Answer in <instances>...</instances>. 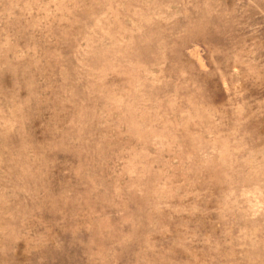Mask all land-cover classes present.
<instances>
[{
    "label": "rangeland",
    "instance_id": "374dc122",
    "mask_svg": "<svg viewBox=\"0 0 264 264\" xmlns=\"http://www.w3.org/2000/svg\"><path fill=\"white\" fill-rule=\"evenodd\" d=\"M0 264H264V0H0Z\"/></svg>",
    "mask_w": 264,
    "mask_h": 264
}]
</instances>
